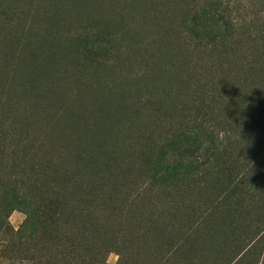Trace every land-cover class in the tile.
<instances>
[{
	"label": "rangeland",
	"instance_id": "rangeland-1",
	"mask_svg": "<svg viewBox=\"0 0 264 264\" xmlns=\"http://www.w3.org/2000/svg\"><path fill=\"white\" fill-rule=\"evenodd\" d=\"M104 24L119 65L78 39ZM263 32L264 0H0V264L67 247L25 222L74 175L97 264H264Z\"/></svg>",
	"mask_w": 264,
	"mask_h": 264
},
{
	"label": "trees",
	"instance_id": "trees-1",
	"mask_svg": "<svg viewBox=\"0 0 264 264\" xmlns=\"http://www.w3.org/2000/svg\"><path fill=\"white\" fill-rule=\"evenodd\" d=\"M115 4L119 5L120 2ZM113 37L116 38L110 34L109 26L104 24L100 27H92V30L85 33L84 36H80L78 39H81V43H86L92 38L94 39L90 48L85 45L84 51L88 56H91L93 60L95 58L96 62L100 60L119 65L122 57L125 55V52L123 49L120 50L117 48L118 44L111 47ZM121 41H123L122 38ZM127 49H129L128 46ZM252 62L254 63L253 60ZM261 70L264 71V62ZM226 114L230 115L231 112L228 110L226 111ZM237 117H240V124L242 120L252 116L247 112V106L243 109L240 107L236 111H233L231 116H224V124L221 126L224 129L231 126L237 127ZM262 152L264 151L262 150ZM151 178L157 185L160 184L170 188L172 186V180L182 181L184 176L179 174L176 168L165 167L163 170H160V173H157ZM87 180L88 179L83 176H67L65 177V180H63V186L59 192L57 190L55 192L49 191L47 193H43L39 186L34 187L31 190L29 198L32 200V204L28 208V216L25 222L26 227L30 228V236L33 237L35 241L40 243H47L50 239L61 243L64 238V242H67L68 244L67 247L63 245L65 247L62 249L58 248L56 250L53 262L51 261L53 256L44 257L41 255L36 258V264H39L40 258H44L46 264H89L90 262H92L91 264H97V258L93 253V247L88 244L86 246L85 244L82 245V242H84L85 239L91 237L89 230L84 227L85 221L80 222V233H77L78 228H76L75 231H72L71 228H73V225L68 222V219L72 216L68 211L69 203L72 201L68 200L71 197L75 196L76 198H80L76 201L77 210H79L80 213L81 211L89 212L90 209L92 210L94 194L87 191V187L84 184L89 183V180L88 182ZM68 189L72 192V194H67ZM74 217L77 221V218H81L82 216L76 214ZM0 218V231L2 232L4 229L5 219L3 212L0 214ZM89 221L91 220L88 218L87 225L90 223Z\"/></svg>",
	"mask_w": 264,
	"mask_h": 264
}]
</instances>
